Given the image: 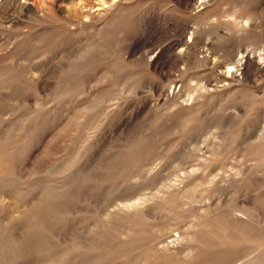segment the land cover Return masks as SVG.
Wrapping results in <instances>:
<instances>
[{"label": "rangeland", "instance_id": "rangeland-1", "mask_svg": "<svg viewBox=\"0 0 264 264\" xmlns=\"http://www.w3.org/2000/svg\"><path fill=\"white\" fill-rule=\"evenodd\" d=\"M263 53L264 0H0V264H264Z\"/></svg>", "mask_w": 264, "mask_h": 264}, {"label": "bare ground", "instance_id": "bare-ground-1", "mask_svg": "<svg viewBox=\"0 0 264 264\" xmlns=\"http://www.w3.org/2000/svg\"><path fill=\"white\" fill-rule=\"evenodd\" d=\"M264 54V53H263ZM242 56V55H241ZM244 59V58H243ZM248 59V58H247ZM264 60V59H263ZM250 61V60H249ZM236 63V62H235ZM244 64V63H243ZM242 66V65H241ZM233 67V66H232ZM235 69V68H234ZM231 71H232V69H231Z\"/></svg>", "mask_w": 264, "mask_h": 264}]
</instances>
